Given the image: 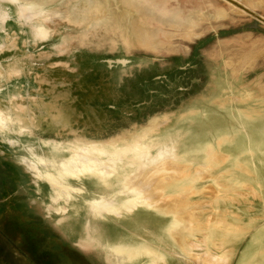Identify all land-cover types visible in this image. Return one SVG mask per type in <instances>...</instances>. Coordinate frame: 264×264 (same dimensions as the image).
I'll list each match as a JSON object with an SVG mask.
<instances>
[{"label": "rangeland", "instance_id": "374dc122", "mask_svg": "<svg viewBox=\"0 0 264 264\" xmlns=\"http://www.w3.org/2000/svg\"><path fill=\"white\" fill-rule=\"evenodd\" d=\"M128 1L136 9L120 0H0V264H132L113 229L144 200L118 205L116 188L130 177L164 213L175 197L152 189L155 180L168 164L189 175L168 141L151 163L160 131L212 104L240 106L247 119L263 114L246 105L255 95L245 83L264 78V58L247 70L264 53V0ZM170 12L195 17L189 35L153 20ZM131 22L161 32L133 39ZM213 146L222 166L174 203V244L159 232L147 238L157 253H141L143 264L172 256L169 264H264L260 166L242 186ZM132 234L136 252L141 237Z\"/></svg>", "mask_w": 264, "mask_h": 264}, {"label": "crops", "instance_id": "0c3cea01", "mask_svg": "<svg viewBox=\"0 0 264 264\" xmlns=\"http://www.w3.org/2000/svg\"><path fill=\"white\" fill-rule=\"evenodd\" d=\"M251 57L253 62L251 63L250 68L247 69L248 71L255 69L258 62L264 58V53H255L252 54ZM254 82L255 81L249 80L245 83V90L248 93L247 95H249V93L255 95L251 99H248L245 103L252 108L262 109L263 114L261 117H257L255 119L248 118V120L247 116L245 117L243 115L244 112L240 111V106H220L219 108L212 104L209 107H204L205 109H208V113L205 109L199 110L197 118H184L181 121L185 120L187 122H181L176 127L173 125L163 131H160L162 133V136H160L162 142L156 147H153L152 151L154 155L151 157V163L153 165H157L154 162V158L159 156L160 148L163 146V142L168 141L171 144H174L176 154H178V157H181L179 159L184 163L186 168H189V175L183 176V174H179L180 176L176 177L174 176L175 170H172L174 166L168 164L166 166L167 171H165L166 176H163L164 179L160 181L157 177L155 180V186L153 185L152 189L154 187H158L160 188L161 193L164 194V197H175V200L173 199L171 202L164 201V213L152 210L148 207L146 204L148 201L152 204V201L149 199L150 197H147L142 188H135V185L131 188L132 185H130V177L128 179L124 178L123 187L122 184H120L116 188L118 192L116 202L118 205H126L131 199L143 198L144 200L141 201L133 210L131 209L132 211H130V213L126 215L121 214L120 216H123L124 218L119 219H122V222L124 223L121 224L122 226H117L113 229L125 250V258H132L129 263L143 264L144 262H142V260L146 257L141 253H157L150 250L151 247L147 245V238H152L153 236L158 235V232L161 235L165 234L167 238L169 237L171 239L168 240V242H171L172 245L174 244V230L168 227V221L173 220L172 218L176 213L174 205L176 202L179 203V200L184 196L191 194L192 189L199 186V182L202 183V181H205L199 179L201 177L205 178L206 169L208 170L211 167L222 166L220 163L222 161L217 162L216 160L217 155L215 154L217 153L212 154L207 150V146L211 145L214 148L213 144H217V142H219V157L227 158V162H231V165H233L232 169H237L235 176L238 179L241 178V181H243L242 186L247 184L248 178L252 177L253 179V173L259 166L261 180L264 184V78H262L261 81H258V84H254ZM251 115L252 112L249 117H251ZM152 126L155 128V126L157 127L158 125H150L151 131H153L151 128ZM189 140L192 141L189 142ZM232 141H236L235 150L227 151L228 143H231ZM238 141L241 142L240 149H237V146L239 145V143H237ZM181 142L183 145L181 146V151H179L180 146L178 143ZM220 151L223 152L219 153ZM254 151L256 154H254ZM254 155L259 158L254 159ZM238 174L240 175V178ZM122 188L124 190L123 193L121 191ZM114 190L115 189H112L111 192H114ZM132 201L134 202V200H131V202ZM183 219H185V217H183ZM126 221H135L136 223H125ZM232 227L233 226H231L230 229ZM135 229L138 231V237L140 236L141 239L135 240V244H139L140 249L133 252L129 242H131L133 238L132 232ZM244 235H247V233ZM172 260L175 262L174 256H172L171 259L166 258L164 264H169ZM187 262L188 264L190 263L189 261ZM107 264H113L111 259L107 261ZM123 264H127V261H124ZM146 264L153 263L148 261Z\"/></svg>", "mask_w": 264, "mask_h": 264}, {"label": "bare ground", "instance_id": "6f19581e", "mask_svg": "<svg viewBox=\"0 0 264 264\" xmlns=\"http://www.w3.org/2000/svg\"><path fill=\"white\" fill-rule=\"evenodd\" d=\"M121 3L127 8L136 9L137 4L133 3L128 0H120ZM153 1V0H152ZM200 10V9H199ZM196 12V11H195ZM139 13L142 12L139 11ZM145 13V12H144ZM149 12H146L145 15H148ZM154 21H157L161 25L168 26L170 29L173 30H179L180 32H184L185 35L192 31V29L195 27L196 19L194 16L190 15H184L181 14V12H170L163 16H154ZM129 35L133 39L140 40L141 38L145 36H152L156 37V35L161 32L158 28L149 29V28H140L139 26H136L134 22L129 23L128 26ZM167 39H170V37H166ZM70 168V166L68 167Z\"/></svg>", "mask_w": 264, "mask_h": 264}]
</instances>
